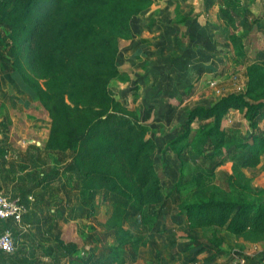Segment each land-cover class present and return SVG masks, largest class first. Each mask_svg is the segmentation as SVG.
Wrapping results in <instances>:
<instances>
[{"label":"trees","instance_id":"obj_1","mask_svg":"<svg viewBox=\"0 0 264 264\" xmlns=\"http://www.w3.org/2000/svg\"><path fill=\"white\" fill-rule=\"evenodd\" d=\"M152 4L0 0V74L14 75L48 112L49 137L43 149L32 147L34 160L39 164L47 155V182L59 180L58 191L75 204L69 218L88 224L85 241L93 247L87 253L59 239L43 251L50 258L44 261L29 259L20 243L14 254L0 252V264L137 263L166 202L191 229L203 231L204 247L218 252L224 230L247 243L264 242V189H256L247 174L264 158V50L250 59L241 33L252 13L239 0H218L233 62L245 69L244 86L210 107L190 110L175 137L166 140L164 153L176 156L179 171L164 195L150 127L110 92L113 80H127L118 66L120 41L133 38V19ZM252 22L264 35L261 19ZM230 111L248 123L246 136L241 123L228 126ZM42 216L46 222L56 219V228L64 220L58 209Z\"/></svg>","mask_w":264,"mask_h":264},{"label":"crops","instance_id":"obj_2","mask_svg":"<svg viewBox=\"0 0 264 264\" xmlns=\"http://www.w3.org/2000/svg\"><path fill=\"white\" fill-rule=\"evenodd\" d=\"M239 1L242 7L248 8L252 13V18L245 20L261 19L264 23V0ZM218 11V0H153L150 8L133 19V38L120 41V53L121 47L125 46L132 58L130 61L140 57L148 60L142 56L149 48H163L160 55L152 58L158 64L155 68L162 71V76L170 66L169 73H165V79L154 77L145 82L135 78V75L142 71V67H134L130 73L120 69L127 80L118 82L121 87L116 94L111 89L116 79L110 85L111 94L130 109L136 110L140 121L150 127L149 135L158 145L155 155L161 152L159 156L163 162H177L172 152L164 153L165 143L167 139L175 137L185 123L188 112L198 106L210 107L228 93L227 91H233L226 90L224 85L217 86L211 89L209 99L214 94L217 97L211 104L188 103L197 90L200 76L203 77L205 73H217L215 61L229 56L217 45V37H221L222 32L228 37L226 27L218 19ZM259 35L263 36L261 32ZM189 42L191 43L188 45ZM226 44L231 49L228 39ZM219 47L222 56L216 53ZM262 50L264 45L260 51ZM173 56L179 57L173 59L171 64ZM255 56L256 54L253 59ZM173 74H178L180 80L175 81L177 77L171 80ZM8 75L10 77L0 76V124L9 126L6 129L0 125V191L8 199L20 201L26 207L23 225L13 227V233L19 244L25 247L29 259L39 257L49 261L50 258L43 251L54 246L59 239L75 242L88 253L93 247L82 240V235L81 242L70 241L67 236L70 225L88 224L81 219L69 218L70 210L75 204L68 202L66 195L58 191L59 180L47 182V175L44 173L47 155L42 154L43 162L39 164L34 160L37 152L32 150V147L43 149L49 137L51 120L41 110L37 100L21 87L14 75ZM132 83L135 84V89L127 91ZM211 83L217 84L215 81ZM188 84L190 89L185 92ZM189 91L190 95L186 97ZM242 122L247 123L239 112L228 113V126ZM4 138H7L6 143H2ZM263 165L264 158L257 169ZM178 171L176 168L169 171L171 184L164 191L163 183L164 195L172 190L178 179ZM254 186L256 189H264V175L261 181L254 180ZM55 209L64 213V220L60 221L58 228L55 227L56 219L46 222L42 216L53 214ZM221 237L224 246L218 252L211 247H204L203 231L191 229L179 216L177 207L166 202L156 229L151 234L150 243L141 249V259L134 264H236V247L241 251H238V255L246 258L247 264H264V242L247 243L238 240L226 230L222 232ZM65 263L68 264L66 260Z\"/></svg>","mask_w":264,"mask_h":264},{"label":"rangeland","instance_id":"obj_3","mask_svg":"<svg viewBox=\"0 0 264 264\" xmlns=\"http://www.w3.org/2000/svg\"><path fill=\"white\" fill-rule=\"evenodd\" d=\"M243 22H244V24H242V27H241L242 32L241 33L244 35L243 40H244V44H245V50H246L248 57L250 59H253L254 55L255 54L257 55V53L260 52V49L264 45V35L263 34H262L263 36L259 35L257 26L254 22H252L250 20H245ZM227 39H228L227 34L225 32H222V36L217 37V40H218L217 45L221 46L222 52L228 53L229 56L223 57V59L218 58V60L215 61V65H216L217 70H218L217 73H214V74L205 73L203 75V77L200 76L201 81H199L200 83L197 87V90L194 92L195 94L193 95V97L189 99L188 103H191L194 105H197L200 103L211 104L213 102V100L217 99L216 94H214L211 97V99H209L211 91H212L211 89L217 88V86L220 87L221 85H224L226 90H229V89L232 90L233 89V91L243 89L244 79H245V77H244V70L245 69L240 64L233 62V53L230 52V49H229L230 46H227V44H226ZM190 43L191 42H189L188 45ZM204 48H206L205 45H204ZM161 49H163V48H161ZM161 49L157 48L155 50V49H152V47H151L148 49V52L146 51L145 55L142 56V57L148 58V60H143L144 58L140 57L138 59H134V61L132 62V61H130L131 57L128 54L127 48L125 46H122L121 47V53L118 57V65H119L120 69H122L123 71H125L127 73H128V71H129V73L132 72V69L134 67H138V66L142 67V71L138 72L139 74H136L135 78L138 77L139 79H142L143 82H145L146 80L151 81V79L154 77H162L163 79H165V73H169L170 66H168L167 71H165L162 74V76H160V73H162V71L155 68V65H158V64L152 59L153 57H156L163 52V50L160 51ZM152 53H155V55H152ZM216 53L218 56H222V54H220L221 53L220 47H219V51H217ZM176 57H179V56H173L172 57L171 64L174 61L173 59H176ZM175 73H177V71H175ZM4 75H6L7 77H10L8 74H4ZM177 75L178 74L171 75V80L174 79L175 77H177ZM0 76H1V74H0ZM195 76L196 75H194V77ZM201 77H202V79H201ZM174 80L177 81V80H180V78L174 79ZM214 81L217 84L215 86H211V82H214ZM118 82H123V81L116 79V83H114L113 88H111L114 94H116V91L118 90V88L121 87ZM134 85L135 84L132 83L129 86L130 88H128L127 91H130V90L133 91L135 89ZM189 87H190V84H188L187 88L185 89V92L187 91V89L188 90L190 89ZM227 92H230V91H227ZM205 99H209V100H205ZM38 104H39V102H38ZM39 106H40V104H39ZM40 107H41V110L43 112H45L47 114V116L49 117L48 112L42 106H40ZM0 125H4L6 127V129L9 127L6 124H0ZM261 126L264 128V119L261 121ZM248 130H249L248 123L244 124L242 122L241 123V134L243 136H246L249 132ZM160 154H161V152H159L157 155H155L154 160H155L157 169L160 171V174L162 175V183H164V185H165V187H164V191H165V190H167L168 185L171 184L169 181V178H170V172L169 171H171L172 168H176L178 170L179 165H178V162L174 161L175 164H173L172 161H170V160H167V162H163V160L160 159V156H159ZM174 172H175V170H174ZM176 174H177V172H176ZM247 174L253 176L254 180L256 179L257 181H261V179L264 175V165L261 166L260 169H256L253 173L247 172ZM102 210L103 211L101 213V218L106 216L104 209H102ZM87 228L88 227L86 225H84L83 223L79 224L78 226H77V224L70 225L69 229H68V234H67L68 240L81 242L80 238L82 235V237H83L82 240L85 241V235H87V233L89 231V229H87ZM237 248L238 247H236L234 249V252H236V254L234 255L236 257V264H237L238 259H240L239 257H241L238 255V253L241 251L238 250ZM241 258L245 259L244 264H247L246 258H244V257H241Z\"/></svg>","mask_w":264,"mask_h":264},{"label":"built area","instance_id":"obj_4","mask_svg":"<svg viewBox=\"0 0 264 264\" xmlns=\"http://www.w3.org/2000/svg\"><path fill=\"white\" fill-rule=\"evenodd\" d=\"M211 86H215L211 83ZM26 207L20 201H12L0 191V252L14 254L19 247V240L13 233V227H21L24 222ZM237 264H244L239 257Z\"/></svg>","mask_w":264,"mask_h":264}]
</instances>
